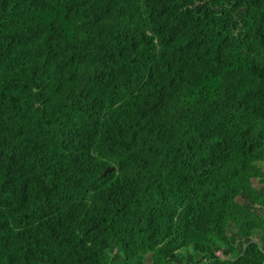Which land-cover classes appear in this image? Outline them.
<instances>
[{"label":"trees","instance_id":"obj_1","mask_svg":"<svg viewBox=\"0 0 264 264\" xmlns=\"http://www.w3.org/2000/svg\"><path fill=\"white\" fill-rule=\"evenodd\" d=\"M0 264H264V0H0Z\"/></svg>","mask_w":264,"mask_h":264},{"label":"rangeland","instance_id":"obj_2","mask_svg":"<svg viewBox=\"0 0 264 264\" xmlns=\"http://www.w3.org/2000/svg\"><path fill=\"white\" fill-rule=\"evenodd\" d=\"M263 182L261 181V180H259V179H255V180H253V184L255 185V186H257V185H261Z\"/></svg>","mask_w":264,"mask_h":264},{"label":"water","instance_id":"obj_3","mask_svg":"<svg viewBox=\"0 0 264 264\" xmlns=\"http://www.w3.org/2000/svg\"><path fill=\"white\" fill-rule=\"evenodd\" d=\"M114 170V168L112 167V168H110V169H105V171H104V174H106V173H108V172H112Z\"/></svg>","mask_w":264,"mask_h":264},{"label":"built area","instance_id":"obj_4","mask_svg":"<svg viewBox=\"0 0 264 264\" xmlns=\"http://www.w3.org/2000/svg\"><path fill=\"white\" fill-rule=\"evenodd\" d=\"M217 255H219V253H217Z\"/></svg>","mask_w":264,"mask_h":264}]
</instances>
